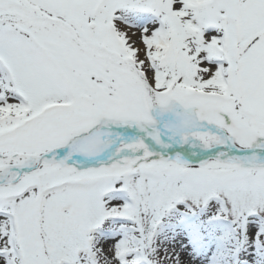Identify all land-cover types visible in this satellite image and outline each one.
<instances>
[{"label":"snow or ice","instance_id":"6c2138e0","mask_svg":"<svg viewBox=\"0 0 264 264\" xmlns=\"http://www.w3.org/2000/svg\"><path fill=\"white\" fill-rule=\"evenodd\" d=\"M0 264H264V0H0Z\"/></svg>","mask_w":264,"mask_h":264}]
</instances>
